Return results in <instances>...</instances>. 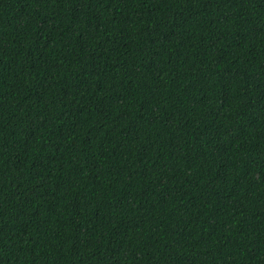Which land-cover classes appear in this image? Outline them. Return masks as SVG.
<instances>
[{"label":"trees","instance_id":"obj_1","mask_svg":"<svg viewBox=\"0 0 264 264\" xmlns=\"http://www.w3.org/2000/svg\"><path fill=\"white\" fill-rule=\"evenodd\" d=\"M0 264H264V0H0Z\"/></svg>","mask_w":264,"mask_h":264}]
</instances>
